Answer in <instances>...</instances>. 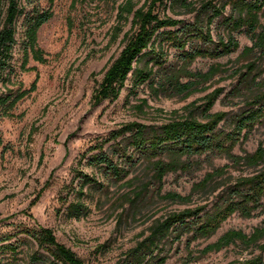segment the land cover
<instances>
[{
    "label": "rangeland",
    "instance_id": "1",
    "mask_svg": "<svg viewBox=\"0 0 264 264\" xmlns=\"http://www.w3.org/2000/svg\"><path fill=\"white\" fill-rule=\"evenodd\" d=\"M136 1L138 6L144 3V0ZM188 1L198 8L206 0ZM46 2L42 0V6H47ZM52 11L53 17L38 31V46L48 62L39 64L30 59L26 68L32 70H21L20 27L13 50L15 73L11 87L17 89L21 85L22 89L28 90L36 76L37 82L35 90L11 111V117L0 114V219L11 217L0 224V264H29L33 254L46 255L24 233L25 229L38 226L52 229L57 241L70 248L85 264H124L127 252L148 235L147 230L154 221L185 207L212 201L216 193L207 195L193 190V185L200 182L207 172L229 165V162L218 156L194 157L200 168L168 173L158 193L159 184L152 179L150 160L136 155L133 164L127 166L129 172L126 177L118 182L105 181L98 167L90 161V157L98 152L94 147L128 122L160 125L169 119L171 112L182 114L185 106L215 88H223L224 91L211 112L235 114L243 107L242 101L248 91L240 86L238 94L228 95L238 83V75H228L234 71L246 72L245 65L255 62L257 67L249 74L248 84L254 90V83L264 78V58L254 53L242 54L243 48L252 43L245 35L234 34L239 41L236 52L216 60L197 58L189 66L192 72H206L214 63L229 69V72L217 74L199 86L208 87L206 91L187 98L155 96L150 92L149 81L140 83L137 88L132 87L129 74L117 100L93 105L92 96L104 72L124 46L121 42L123 33L115 42L110 40L116 5L111 2L89 4L79 0H54ZM157 11L160 16L166 13L185 22H193L195 17V12H187L180 5L169 7V3L160 6ZM260 23L264 25V11ZM129 28L130 23H127L123 32ZM211 30L214 39L218 34L225 33L216 20ZM166 58L164 65L178 63L174 49L168 50ZM160 74L162 71L156 73L153 79L158 80ZM186 80L182 78V81ZM199 104L201 101H198ZM223 128L229 130L230 122L225 123ZM120 140L118 138L116 142ZM113 143L112 140L106 142L103 151H110ZM126 143V140L122 141V145ZM260 143L264 144V121L255 125L247 139L241 138L233 153H252ZM79 172L94 175L104 183V188L93 191L85 198L88 207L85 217L68 219L64 214L66 203L62 198L71 192V187L78 188L79 178L76 175ZM251 172V169L229 167L224 177L230 176L233 180ZM166 192L182 196L191 193L192 202L188 205L170 203L161 198ZM72 196L71 193L69 199ZM263 224L264 213L250 219L233 214L208 239L190 240L188 247L186 237L181 244H167L164 264H228L250 259L258 255L259 250L240 242L218 252L199 255V251L229 230L249 235ZM189 251L192 252L190 257ZM13 254H16L15 258Z\"/></svg>",
    "mask_w": 264,
    "mask_h": 264
},
{
    "label": "trees",
    "instance_id": "2",
    "mask_svg": "<svg viewBox=\"0 0 264 264\" xmlns=\"http://www.w3.org/2000/svg\"><path fill=\"white\" fill-rule=\"evenodd\" d=\"M41 2L0 0V114L7 117L12 116L11 111L20 100L35 90L37 82L36 76L28 90L22 89L20 84L17 89L11 87L14 84L12 75L15 73L13 50L17 44L19 27L22 30L21 70H32L26 68L30 59L39 64L48 62L44 51L38 46V31L53 17L54 0H47L45 7ZM79 2H111L116 5L115 25L110 30V40L115 42L123 33L121 42L124 46L104 72L101 83L93 93V105L117 100L129 74L132 87L137 88L140 83L149 81L148 87L155 96L187 98L206 91L208 87L199 86L217 74L229 72V69L214 63L206 72H192L189 66L197 58L216 60L236 52L239 41L234 34L245 35L252 43L243 48L242 54L254 53L264 58V25L260 23L264 0H206L198 8L188 0H144L141 6L136 0ZM167 3L169 7L180 5L187 12H195L193 22L175 19L166 13L160 16L157 9ZM215 20L225 31L224 34H218L216 39L211 30ZM127 23H130V28L123 32ZM169 49L177 52L178 63L164 65ZM256 67L255 62H250L245 65L246 72L234 71L228 75H238V83L228 95L238 94L240 86L248 91L242 101L243 107L235 114L211 112L224 91L223 88H215L198 100L201 104L197 105L198 101L188 104L182 114L171 112L169 119L160 125L128 122L94 147L98 152L90 157V161L98 167L105 181L118 182L126 177L129 172L127 166L133 164L136 155L140 159L150 160L152 179L159 184L158 193L168 173L199 169V162L193 160L194 157L211 155L224 157L229 162V165L207 172L200 182L193 185V190H200L207 195L216 193L212 201L185 207L154 221L147 230L148 235L127 252L124 264H164L167 260V244H181L183 237H186L188 247L190 240L213 236L233 214L250 219L264 213V144L260 143L252 153H233L241 138L247 139L255 125L264 121V78L257 83H254L256 78L252 79L254 90L248 86L249 74ZM161 71L158 80L153 79ZM182 78L187 80L182 81ZM228 122L230 129L225 130L223 125ZM221 123V127H218ZM118 138L121 140L116 142ZM110 140L114 141L113 147L110 151H103L104 144ZM125 140L127 143L122 145ZM229 167L251 169L252 172L232 180L230 176L224 177ZM76 176L79 178L78 188L71 187V192L62 200L66 203V218L79 220L88 214L85 198L93 191H101L104 183L94 175L83 172ZM71 193L73 196L69 199ZM161 198L173 204L188 205L192 202L191 193L182 196L166 192ZM10 218L0 219V224ZM24 233L46 252V255L33 254L29 264H85L70 248L57 241L52 229L38 226L25 229ZM237 242L258 249L259 254L228 264H264V224L254 228L249 235L239 230H229L216 242L199 251V255L218 252ZM9 247L16 253L12 245ZM191 253L189 251V257ZM13 255L15 258L16 254Z\"/></svg>",
    "mask_w": 264,
    "mask_h": 264
}]
</instances>
